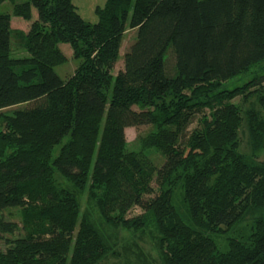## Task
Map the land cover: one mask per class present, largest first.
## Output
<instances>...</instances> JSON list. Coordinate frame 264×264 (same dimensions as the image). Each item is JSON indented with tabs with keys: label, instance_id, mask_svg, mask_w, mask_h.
I'll list each match as a JSON object with an SVG mask.
<instances>
[{
	"label": "trees",
	"instance_id": "1",
	"mask_svg": "<svg viewBox=\"0 0 264 264\" xmlns=\"http://www.w3.org/2000/svg\"><path fill=\"white\" fill-rule=\"evenodd\" d=\"M31 8L24 57L11 56L0 13V264H99L111 250L100 224L154 231L161 264H264V162L253 158L264 151V92L244 115L247 155L232 103L242 90L225 86L264 61V0H105L95 23L72 0L12 13L30 19ZM126 25L136 36L113 77ZM61 43L79 60L65 79L54 71L67 59ZM144 125L158 166L125 149V129ZM84 192L97 221L79 220ZM132 207L142 212L128 218ZM249 212V233L219 250L213 236Z\"/></svg>",
	"mask_w": 264,
	"mask_h": 264
},
{
	"label": "rangeland",
	"instance_id": "2",
	"mask_svg": "<svg viewBox=\"0 0 264 264\" xmlns=\"http://www.w3.org/2000/svg\"><path fill=\"white\" fill-rule=\"evenodd\" d=\"M27 0H0V13H9L10 16V30H11V43L10 52L12 57H24L27 55L26 51L22 47L24 37L30 27L32 21L37 17L36 10L31 8V18L24 19L23 17L16 16L12 13L13 4H19ZM105 0H72V3L76 7L77 13L82 19L89 23H95L97 16L95 14L96 7L103 6ZM136 36V30L126 25L122 35L121 46L119 49V57L115 63L114 68L111 70V74L114 77L116 73L122 68L123 55L129 49L134 42ZM59 49L66 56V61L58 66L54 67L55 73L61 78L65 79L70 76L76 69L79 60L72 56V50L66 43L59 44ZM166 63L168 68H172L174 59L171 53L166 55ZM264 73V61L259 65L254 66L248 73L241 74L236 78L225 83L226 89L242 90V93L232 99V103L237 104L240 109V114L243 117L242 122L237 130V137L239 141V151L249 155L250 150L247 144V131L244 121V115L248 109L260 110L258 102L259 92H264V82L258 83V79ZM251 83V84H250ZM18 107V106H17ZM17 107H10L4 111L8 114ZM198 119H195L189 129L197 126ZM152 126L144 125L138 127H128L125 129V149L127 151L142 152L150 161L158 166L164 160V157L153 147H145V138L147 134L152 131ZM256 161L264 162V151H260L253 157ZM154 185V184H153ZM87 192H84L80 202L79 220L84 216H91L97 219L96 212L91 204H89ZM175 206L182 214L184 221L189 223L190 219L186 213L185 208L181 205L179 197L176 194ZM141 210L138 207H132L126 217L131 218L138 214H141ZM6 217L9 220L20 223V210L18 208L7 209ZM257 217L256 213L249 212L245 217L239 221L238 224L222 235L213 236L216 241L219 250L225 251L227 248V239L230 237H244L249 231V224ZM102 234H104L105 240L111 245L105 255L101 258L99 264H161L160 254L156 247L154 231L150 229L145 230H131L120 227H114L109 224H103L99 226ZM0 245L2 243L0 242Z\"/></svg>",
	"mask_w": 264,
	"mask_h": 264
}]
</instances>
